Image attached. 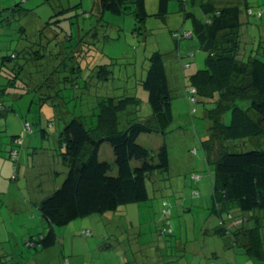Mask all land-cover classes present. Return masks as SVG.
<instances>
[{"label":"rangeland","instance_id":"374dc122","mask_svg":"<svg viewBox=\"0 0 264 264\" xmlns=\"http://www.w3.org/2000/svg\"><path fill=\"white\" fill-rule=\"evenodd\" d=\"M95 2L0 0V10L8 9L3 15L9 18L0 25V62L3 56L17 55L7 64L23 65L18 73L20 78L47 77V72L54 68L58 72L56 76L68 75V67L72 65L69 57L73 56V47L79 50L81 40L94 43L87 54L89 67L104 63L110 70L109 80L98 82V86L95 78H83L74 92L60 85L61 91L56 90L59 97L56 109L45 105L38 108L37 95L33 92L19 96L14 94L19 92L15 90L2 97L9 112L0 118V151L6 152L2 153L6 160H0V193L7 191L6 202L13 199L18 204L4 205L0 196V214L6 222L0 227V264H262L243 254L242 248L232 247L229 239L210 234L217 222L210 214L213 167L204 160L201 142L210 125L205 111L214 104L211 99L206 101L200 97L194 105L186 100L185 87L189 84L184 78L204 68L206 54L199 50L194 38L179 42L172 38V32L191 31V22L184 21L178 12L179 1L169 0L168 13L162 20L156 15L158 0H145L148 16L144 29H136L138 24L131 15L103 12L100 16ZM234 2L241 8L247 4L255 14L264 15L262 0ZM12 8L17 11L15 15L11 13ZM190 10L196 16L201 14L196 7ZM62 11L65 13L60 14ZM241 18L245 20L244 12ZM56 20L59 22L52 24ZM248 21L250 24L242 26L243 42L250 38L252 46H248V53H258L264 61V20L249 18ZM245 31L249 32L247 40ZM21 50L25 51L24 58ZM154 52L162 55L170 80L173 122L164 136L141 134L137 143L152 151L166 146L168 171L152 175L145 203L55 227L54 247L42 250L37 246V252L33 246L27 248L23 237L36 235L33 238L37 245L39 233L43 231V218L38 210L40 201L60 187L66 175L56 151V140L64 123L71 114L81 112L87 116L84 117L87 122L94 120L88 110L93 107L96 95L106 94L136 96L140 106L135 117L139 121L149 117L147 93L139 82L145 77L148 59ZM188 54L193 57H187ZM185 63H189V68H182ZM1 77L0 74V85L5 82ZM67 95L82 98L68 100ZM60 98L64 102L61 105ZM191 108L196 109L193 115L189 112ZM41 113L50 114V124ZM229 118L228 111L224 122L228 123ZM12 136L19 141V146L14 148L17 152L14 162L5 157ZM99 160L109 163V175H116L114 155L108 143L101 145ZM231 213L235 216L237 210L231 209ZM164 222L169 223L166 230L170 234L159 232L165 231ZM28 227L32 233L27 232ZM16 242L18 250L14 246Z\"/></svg>","mask_w":264,"mask_h":264},{"label":"trees","instance_id":"16d2710c","mask_svg":"<svg viewBox=\"0 0 264 264\" xmlns=\"http://www.w3.org/2000/svg\"><path fill=\"white\" fill-rule=\"evenodd\" d=\"M178 1V12L184 21L191 22V31L184 32L189 34L188 38L183 36L184 33L172 32V38L178 42L194 38L199 50L206 54L204 68L184 78L189 84L185 87L186 100L194 105L197 104V97H200L206 101L211 99L214 104L212 109L205 111L210 125L207 136L201 142L204 160L213 167L210 214L217 218V222L210 234L229 239L232 247L242 248L247 257L264 264V61L259 59L258 53H248V46H242L241 51L243 23L239 5L214 0ZM168 3L169 0H158L156 15L162 20L168 13ZM262 6L264 8V0ZM95 7L100 16L103 12L133 16L138 24L136 29H144L148 16L145 0H96ZM193 7L200 10L202 17L190 10ZM7 10H0V25L3 20L9 19L3 15ZM15 11L12 8L11 13L15 15ZM63 11L60 14L65 13ZM244 14L247 19L264 20L263 14H255L251 8H245ZM58 22L56 20L52 24ZM79 43H82L79 50L73 47V56L69 57L72 65L68 67V75L56 76L58 72L54 68L47 72V77L20 78L18 73L23 65L14 63L10 67L7 64L17 55L3 56L0 74L5 82L0 85V118L9 112L4 107L5 99L2 97L10 95L12 91L18 90L14 94L19 96L36 93L38 108L45 105L56 109V99L59 100L56 90L61 91L60 85L63 84L62 89L73 91L83 78H95L97 86L98 82L108 81L109 65L102 63L90 68L91 63L87 62L90 61L87 54L94 43L83 40ZM20 53L24 58L25 51L21 50ZM187 57L192 58L193 54ZM148 61L149 67L139 86L147 93L151 110L149 117L140 121L135 117L140 106V99L136 96L106 94L96 95L93 107L88 110L92 112L94 120L87 122V116L81 112L80 115L71 114L64 123L56 140V151L66 168V175L60 187L40 201L38 210L48 230L39 238L37 245L32 244V239L25 242L27 248L38 246L47 250L54 247L57 243L55 227H64L93 215L117 213L121 207L145 203L152 175L168 171L166 146L152 151L137 143L141 134L164 136L173 122L170 80L162 55L154 52ZM189 66V63H185L182 68ZM86 83L84 80V85ZM66 97L68 100L82 98L75 95ZM62 103L63 99L60 98L58 104ZM228 111L230 118L225 123L223 118ZM189 112L193 115L196 109L191 108ZM44 116L50 124V114ZM17 140L16 136L10 139L7 157L10 160L11 152L19 146L15 144ZM104 143L109 144L114 155L116 175L113 176L109 175V163L99 160V151ZM195 194L198 193L193 192ZM231 209L237 210L235 216ZM120 214L123 216L125 212ZM165 214L163 209L164 221L167 220ZM167 226L169 223L164 222L165 231L159 232L170 234Z\"/></svg>","mask_w":264,"mask_h":264},{"label":"crops","instance_id":"0c3cea01","mask_svg":"<svg viewBox=\"0 0 264 264\" xmlns=\"http://www.w3.org/2000/svg\"><path fill=\"white\" fill-rule=\"evenodd\" d=\"M214 1H216V2H218V3H224V4H232V5H235V2H234V0H214ZM245 8H251L249 5H247V4H245ZM244 6H243V8H241V16H242V13L244 12ZM199 17H202V14H200V16ZM241 22L242 23H248V24H250L249 23V21H248V19L247 18H245V20H242V18H241ZM243 29V28H242ZM248 34H249V32L247 33V31H245L244 32V36H245V38H246V40L248 39ZM250 39V38H249ZM248 39V41H246V42H243V45H241V51L243 52V48H242V46H244L245 45V47H247V46H250L252 43L250 42V40ZM241 53V52H240ZM10 144H11V142H10ZM23 145H24V143H23ZM11 146V145H10ZM2 153H6V152H2V151H0V160H6L5 158H4V156H2L3 154ZM5 157H8L7 155L5 156ZM7 160H8V158H7ZM14 169V168H13ZM10 190V189H9ZM8 190V191H9ZM8 192L6 191V193H0V196H2L1 197V201H2V204H4V205H6V204H11V203H16V204H18V200H8L7 202H6V194H7ZM15 199V198H14ZM27 203V202H26ZM43 221V231L42 232H40L39 233V237L38 238H40L41 236H42V234H44L47 230H48V225H47V223L44 221V220H42ZM4 223H6L5 222V220H4V218H3V216H2V214H0V227H2L3 226V224ZM30 226V225H29ZM28 230V231H27ZM27 232L29 233H32L31 232V228L30 227H28L27 228ZM33 236L35 237L36 235H30L29 237H27L26 238V236L25 237H23V244H25V242H27L29 239H30V241H31V239L33 240L32 242H33V244L35 245V239L33 238ZM32 237V238H31ZM0 241H1V239H0ZM0 244H1V242H0ZM14 246H16V249L18 250L19 249V247H18V242H16L15 243V245ZM13 250H14V248H13ZM34 250L37 252L38 251V247H36V248H34ZM18 253L20 252V250L19 251H17ZM20 256H22V255H20Z\"/></svg>","mask_w":264,"mask_h":264},{"label":"built area","instance_id":"2783aa9c","mask_svg":"<svg viewBox=\"0 0 264 264\" xmlns=\"http://www.w3.org/2000/svg\"><path fill=\"white\" fill-rule=\"evenodd\" d=\"M183 1H185V0H183ZM183 36L186 37V38L190 37L189 34H187V33H184ZM15 144H19V141L17 140V141L15 142ZM16 156H17V152H16L15 150H13V151L11 152V159H12L13 162L16 160ZM196 178L198 179V177H196ZM195 195H197V194H195ZM28 244H29V245H32V244H30V243H28Z\"/></svg>","mask_w":264,"mask_h":264}]
</instances>
